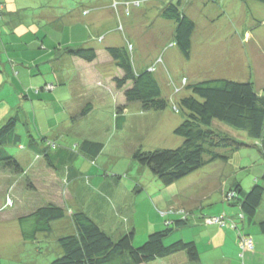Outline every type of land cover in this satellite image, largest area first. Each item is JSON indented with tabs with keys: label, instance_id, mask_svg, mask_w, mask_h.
I'll return each instance as SVG.
<instances>
[{
	"label": "trees",
	"instance_id": "trees-1",
	"mask_svg": "<svg viewBox=\"0 0 264 264\" xmlns=\"http://www.w3.org/2000/svg\"><path fill=\"white\" fill-rule=\"evenodd\" d=\"M185 1L187 3V0ZM256 1L264 3V0ZM183 5L184 0L171 1L162 7L161 16L175 22L174 41L181 53L189 58L196 22L186 13ZM4 7L5 5L0 3V20L3 19ZM91 41V37L89 40L86 37V40L75 42L73 45L61 43L62 47L54 46L53 48L59 49L57 62L66 56L82 58L88 62L97 60L100 57L99 50L91 45ZM0 51L3 53V47ZM133 51L131 41L119 46L104 47V52L109 55L118 71H121L119 74H113L112 78L117 92H120L117 94L119 97L115 95L116 98L108 92L72 94L71 85L75 86L78 72L70 68V62L62 61L61 66L64 69L59 67L57 72L53 62L46 70L25 60L18 66L14 65V69L23 68L20 78L15 75L17 70H11L8 76L17 77L19 83H24L23 99L42 98V101L59 102L60 104L52 110L58 118L61 115L64 118L59 122L55 119V122H49L48 127H45L41 123L43 115H40V122L33 113L24 118L25 115L17 109L18 105L24 108L22 101L15 106L16 111L11 106L12 113L8 111L2 117L0 215L14 214L17 211L12 219L19 227L21 241L32 244L39 251L48 249L53 252L56 257L51 261L52 264H162L169 259L178 258H187L191 263L198 262L202 255L198 249V243L201 246V242H197L195 233L196 237L193 239H188L186 233L188 235L191 228L199 225H216L235 231V242L239 246L240 257L250 249L254 251L253 233L244 232L242 228L243 224L248 227L256 223L259 232L264 235V217L258 215L264 197V171L261 176H255L251 187L237 181L230 186L226 181L221 182L220 187L224 188L215 194H219L218 198L224 201V207L227 208L220 214L203 212L202 199L211 200L212 194L215 195L214 191L205 198L202 196L208 193H200L201 197H195L190 206L177 205L170 210L166 209L163 228L155 231L149 229L141 244L134 243L136 225L131 219L121 221V216L129 207L132 208L120 206V201L124 197L128 198L126 189L122 186L119 188L117 173L112 175L114 182H109L102 176L110 175L106 174L104 168L110 167L116 158V155H112L114 159L108 166L100 162L101 157L109 155L106 152V143L112 133L118 138L114 137L110 151L115 148L122 149L121 152L131 151L134 159L142 166L148 167L166 184L176 183L208 163L227 158V152L222 150H232L240 143L224 132L227 128L223 127V124L245 131L250 137L262 142L264 155V84L259 90L252 79L236 80L227 77L202 79L188 84V95L173 104L174 111L183 114L182 121L173 130L180 137L178 141L181 144L173 148L145 149L142 138L137 129L132 127V123L122 134L112 130L104 131L102 128L100 135H97L96 130L88 131V127L97 120L100 121L95 122V125L100 124L105 128L103 117L97 119L92 115L99 101L102 104L109 101L105 106L108 105L114 112V121L110 128L115 124L117 131L123 129L128 122L129 105L133 103L143 111H153L150 117L153 123L151 129L164 121V110L170 101L162 92L156 72L160 60L149 64L140 62L137 66L133 61ZM51 52L53 54L52 50ZM44 54H36L35 60L49 61ZM5 69L6 67L0 66L3 76L7 75ZM36 75L40 76L35 78ZM5 80L7 79L0 77V85L3 82L7 84ZM57 93H63L64 97H59ZM146 121H149V118ZM63 122L65 124L60 125ZM28 123L33 126L34 135L31 134ZM54 128L57 130V136L64 140L56 141L52 139L53 136H49V132ZM24 131L30 136L27 145L21 141L20 132ZM12 143L19 144L20 149L30 151L28 154L34 157L25 161L21 155L11 154L7 146ZM89 177L99 180L101 191L99 185H96L92 192L87 190V195H84L87 192L86 186L80 184ZM42 182L45 186L43 189ZM76 191H81L82 198L96 193L91 197L94 202L91 212L80 203L81 199L75 196ZM114 196L115 200L111 201L109 198ZM198 202L199 205L196 204ZM216 210L218 211L217 208ZM199 232L201 233V230L197 231L198 235ZM245 238L251 239L252 248L244 250L242 242Z\"/></svg>",
	"mask_w": 264,
	"mask_h": 264
},
{
	"label": "rangeland",
	"instance_id": "rangeland-1",
	"mask_svg": "<svg viewBox=\"0 0 264 264\" xmlns=\"http://www.w3.org/2000/svg\"><path fill=\"white\" fill-rule=\"evenodd\" d=\"M0 1L2 3L4 0ZM14 1L16 3L20 2L24 6L26 4L32 6L27 8L30 11L27 12L28 14L24 18L25 21L19 22V25L16 26L17 38L15 34L11 36L6 33L0 37L4 50L1 54L4 55L2 56L3 59L1 58L3 62L0 64L2 68H12L13 63L18 66L25 60V62L29 61L33 66L38 64L37 66L46 70L51 62L57 61L59 53V49H52L49 46V41L52 40V36L55 35L56 31L58 39L62 38L60 41H66L64 39H67V36L64 37V35L70 32L71 27L76 32L83 27L91 31L90 37L93 40L91 42L94 43L92 46L99 48L106 45L119 46L131 41L134 46L133 61L137 66L140 65V62L149 64L155 63L157 59L160 60L156 66V72L162 92L170 101L168 107L164 110V121L151 129L153 123L150 121V117H152L153 111H143L137 104L133 103L129 105L128 122L123 126V129L121 128L117 131L115 124L114 127L110 128V124L114 121L112 118L114 112L111 107L105 106L106 103L109 104V101L104 104L99 101L92 115L95 118L97 117V119L103 117L105 128L100 124L95 125V122L99 123L100 120L95 121L88 127V131L96 130L97 135H100L102 129L122 134L126 127L132 123V127L137 129L139 136L142 138L145 149L177 147L181 142L178 141L179 136L173 130L182 121L183 114L175 112L173 104H177L181 97L186 96L188 84L202 79L227 77L236 80L252 79L256 88L261 90L263 87L264 3L262 2L256 0H187L186 3L184 0L183 9L196 22V30L192 36L191 54L187 58L181 53L174 41L175 22L161 16L162 7L175 0ZM188 2L190 3L188 4ZM3 5H5L4 2ZM35 11L37 13L45 12V15L49 14V16L52 15L50 17L51 20L58 22L49 24L55 30L50 31L48 38L42 40L41 44L43 46L42 48L39 46V49L32 48L33 45L30 44L31 34L27 32V30L29 32L33 31L38 26L33 24L36 23L34 19H40V17H34ZM21 12L25 15L26 9ZM62 13L66 16L65 20V17H62ZM6 16L10 18L8 14ZM67 19L72 20L66 23ZM1 22L4 24L3 31L8 32L7 24L4 23V20ZM245 30L247 32L243 40V32ZM98 35L101 38L97 39L96 36ZM7 42H10V45ZM45 48L47 49L44 50ZM48 49H51L53 54ZM38 52H44L46 59L51 61H45V59L35 60L36 54H39ZM99 54L100 57L93 62H79L77 59L73 61L80 75L79 80L82 81L79 87L83 88L86 93L91 91L101 94L102 92L110 93L111 91H116L114 85H105L104 82H107L113 74H119L121 71H118L109 55L104 52V49H99ZM9 57L13 58L9 59ZM18 69L23 70V68L19 67ZM34 71L36 72V70ZM39 76L36 75L35 78ZM0 77L7 79L5 81L8 82L7 84L3 82L0 85V123L6 112L10 111L12 113V108L14 107L15 109L16 105L21 104L20 101H22L24 108L18 105L17 109L20 110L22 115H25L24 118L29 113L30 115L33 113L38 118V122H40V115H43L41 123L45 127H48L49 122H55V119L59 122L64 118L62 115L58 118L55 111L52 110L60 104L59 102H43L42 98L34 100L31 98L23 99L25 86L22 83L18 84L19 82H15L14 77L10 79L8 75L3 76L2 73ZM30 84L31 82L28 83L29 86ZM25 85L27 84L25 83ZM76 87L78 86L76 85ZM98 87H100V90ZM11 106L12 108H10ZM100 106L103 108H98ZM148 118L150 122L146 121ZM64 124L65 122L60 125ZM25 125L27 126V123ZM28 126L31 134L34 135L33 126L30 123H28ZM223 127L227 128L224 132L239 141L241 145L239 144L232 150H222L227 152V158L208 163L180 181L169 184L164 183L161 178L155 176L148 167L142 166L133 158L131 151L121 152L122 149L116 148L110 151L114 137L118 138L112 133V137L106 143V152L109 155L101 157L100 162L102 165L108 166L114 159L112 155H116V158L110 167H103L107 171L106 174L110 175L102 174V176L109 182H114L113 173H117L116 175H119L120 181L119 188L122 186V188L126 189L125 193L128 198L124 197L120 201V206H131L132 208L129 207V210L121 216V221L126 222L131 219L132 223L136 225V231L134 232L135 244H141L144 241L149 229L155 231V229L163 228L166 209L170 210L172 207H177V205L187 200L189 194H199L196 196V199H198L202 195L200 193H211L215 187H219L220 183L224 181L229 186L237 181L242 185L251 187L256 179L255 176H261L264 171L262 142L250 137L245 131L233 129L226 124H223ZM56 131L54 128L49 132V136H53L52 139L56 141L64 140L62 137L57 136ZM20 133L22 143L27 145L30 139L29 133L27 134L25 131ZM18 145L12 143L7 146V150L13 155H21L25 161H29L34 157V155L32 157L31 154H28L30 151L20 149ZM129 145L133 146L130 143ZM103 168L102 171H104ZM219 178L220 182H218ZM98 183V179L95 180V178L89 177L88 179L85 178L80 185H85V190H91V192L94 190V186L99 185L98 188L101 191V184ZM42 184L43 189L45 187L44 182ZM179 186L181 187L180 189ZM88 191L84 195H87ZM43 192L47 195L45 191ZM215 193L217 191H214ZM175 194H178L176 199L180 203H169L174 199ZM95 195L96 193H92L91 196L82 198L81 191H76L75 194L78 199H81L79 200L80 203L84 204L88 212H91L94 207L91 197ZM75 196L73 197L75 198ZM218 196L219 194L212 195L211 200L202 199L203 212L210 213V210L215 211L216 208L219 212L215 213L220 214L221 211H224L225 203L220 201ZM169 198L170 200L166 201ZM109 199L114 201L115 196ZM162 199L164 200L162 201ZM196 204L199 205L200 203ZM188 205L186 204V206ZM16 212L14 214L10 213L8 216L1 214L0 220H5L6 217L12 218ZM258 215H263L262 217H264V197ZM14 231L17 233L18 238L14 239L10 247H0V264H52L51 261L56 257L53 252H49L48 249L39 251L32 244H26L21 241L19 227L18 230L14 228ZM13 236L14 233L10 231L6 232V234L4 233L0 239L13 238ZM242 246L245 248L244 250L249 249L246 239L242 242ZM241 257L244 258L235 260L234 264H244L242 261L247 262L245 254H241Z\"/></svg>",
	"mask_w": 264,
	"mask_h": 264
},
{
	"label": "crops",
	"instance_id": "crops-1",
	"mask_svg": "<svg viewBox=\"0 0 264 264\" xmlns=\"http://www.w3.org/2000/svg\"><path fill=\"white\" fill-rule=\"evenodd\" d=\"M42 1H44V0H42ZM3 2L5 4V7H4V13H3L4 17H3L2 20H0V37L4 36L5 33H6L7 35L9 34L11 36L15 34L16 38H17L18 36L16 34V26L19 25V22H24L25 21L24 18H25V16H27V14H28L27 12L30 11L27 8L32 6V5L26 4L24 6V5H22V3H20V2L16 3V1H14V0H12V1L4 0ZM37 6H39V5H37ZM42 6H44V5H42ZM24 9H26V14L25 15L21 12ZM6 14H8V16L10 18H8L6 16ZM47 14H48V12H47ZM51 16H49V14L45 15V12L37 13V11H35V16L34 17H40V19L39 20H35L34 19V21L36 23H33V24H37L38 26H36V28L33 31H31V32H29L27 30V32L29 34H31L30 44L33 45L32 48L36 49L39 46L42 48V46H43L41 44L42 40H45L46 38H48L49 32L54 29L53 27L49 26V24L58 23L56 21H52L51 18H50ZM72 16L73 15L71 14V18H72ZM62 17H65L64 20L66 19V16L63 15V13H62ZM6 18H7V20H6ZM21 19H23V20H21ZM72 19H67L66 23H69ZM3 20H4V23L7 24V26H8V32H4L3 31V25L4 24H2V22H1ZM247 30H245L243 32V40L245 39V33L247 32ZM56 34H58L57 31L55 32V35L52 36V40L49 41V46H51L52 48L54 46H58V45L61 46V43H66L68 45H73L75 42L86 40V37H88V40H89V37H90L89 34H91V31L86 30L83 27L82 29H80L79 31L76 32L73 29V27H71L70 28V32H68V34L65 33V35H64V37L67 36V39H64V40H66L64 42L60 41V40H62V38L58 39ZM57 40H58V42H57ZM7 44L10 45V42H8ZM91 45H94V43L92 42ZM2 47H3V45H2V42L0 41V49ZM32 48H30V49H32ZM96 48L98 50L101 49V48L104 49L103 46L101 48H99V47H96ZM48 50L51 51V49H48ZM50 53L52 54V52H50ZM1 54H2V51H0V63L3 62L2 61V59H3L2 56L3 55H1ZM44 55H46V54H44ZM76 59L79 60V62H83V61L87 62L85 59H82V58H78V57L71 58V57H67L66 56L65 59H61V60H59V62H57V61L53 62L54 68H55L54 70L56 71L59 67H62L61 66V62L63 61V62H66V63L70 62L72 64V66L70 68L73 69V71H74V69H77L75 63L73 62L74 60L76 61ZM142 64H145V62H143ZM14 65L15 64L13 63V67H14ZM13 67L5 69L7 71V75L11 73V70H18V69H14L15 67L14 68ZM62 68L64 69V67H62ZM21 72H22V69H19L18 73L16 72L15 75L19 76V78H20ZM8 77L10 79H12L10 76H8ZM77 78L78 79H77V82L75 83V86L71 85V90H72L71 93L72 94L80 93V94L84 95L86 93L85 90L83 88L79 87L81 82H82V81L79 80L80 79L79 73H77ZM112 78H113V75H112V77H110V79L107 82H104V83H105V85H107V84L114 85V89L116 91H111L110 93L113 94L114 96L116 95L117 97H119L117 94H120V92H117L115 84L112 82ZM23 79H25V78L23 77ZM14 80H16L18 82L17 77H15ZM18 84H20V83H18ZM22 84H24V83H22ZM76 85L78 87H76ZM98 88L100 90V87H98ZM94 90H96V89H94ZM56 92H58V91H56ZM80 94H78V95H80ZM57 95H59V97L60 96L64 97L63 93L62 94L57 93ZM116 96H115V98H116ZM116 101H117V99H116ZM43 102L53 103L51 100H47V101H43ZM66 102H69V101H66ZM180 188L181 187L179 186V189ZM223 188H224V186H221V187L217 186V187H215V189L213 191H217V193H218V192H221V190ZM211 193H213V192H211ZM211 193H208V194H206V195H204L202 197L205 198L206 196H210ZM196 194L197 193L189 194L188 197H187V200L182 202L180 205L189 204L188 206H190L191 204H193L194 203V199L197 196ZM177 197H178V194H175L174 199H172L169 203L175 202V204H179L180 202L177 201V199H176ZM169 200H170V198L168 200H166V201H169ZM172 204H174V203H172ZM224 210H226V208H224ZM209 212L210 213H205V212L204 213L205 214H211V213L217 212V210H215L213 212L210 210ZM6 215L8 216V214H6ZM10 221H11V223H10ZM0 222H1V224H0V237H3V234L4 233L6 234V232H10L11 231V232L14 233L13 238H1L0 239V247H3V248L7 247L8 248V247L11 246L10 244L13 243L14 239L16 237L18 238L17 233L14 231V228H16L18 230V226L15 224L16 221L14 219H12L11 217H8V218L6 217L5 220H0ZM191 229L192 230H189L188 235L186 233V236H187L188 239H193L194 237H196L195 234L197 235V237H196L197 238V242H201V246L198 243V246H199L198 249L201 251V254H202L200 260L198 262L191 263L187 258H184V259L178 258V259H169V261H167L166 263L162 262V264H171V263H173V264H234L235 260H237V259L241 260V257L239 255L240 249H239V246L235 242V238H236L235 237L236 236L235 235V231L229 230V229H224V228H219L216 225H199L197 227L194 226ZM197 229H199V230H197ZM242 229H243L244 232L248 231V232L253 233V238H254V251H250L251 250L250 249V250L245 252V256H246L247 262L244 261V264H264V235H262L259 232L258 226H257L256 223H252L248 227L245 224H243V228ZM200 230H201V233L199 232L200 234L198 235L197 231H200ZM19 233H20V231H19Z\"/></svg>",
	"mask_w": 264,
	"mask_h": 264
},
{
	"label": "built area",
	"instance_id": "built-area-1",
	"mask_svg": "<svg viewBox=\"0 0 264 264\" xmlns=\"http://www.w3.org/2000/svg\"><path fill=\"white\" fill-rule=\"evenodd\" d=\"M217 220H218V219H215V221H217ZM245 239H246L247 242H248V245H249L248 247H249V248H252L253 245H252V241H251V239H250V238H248V239L245 238ZM245 239H244V240H245ZM244 240H243V241H244Z\"/></svg>",
	"mask_w": 264,
	"mask_h": 264
}]
</instances>
